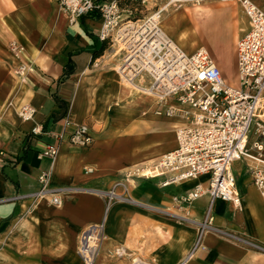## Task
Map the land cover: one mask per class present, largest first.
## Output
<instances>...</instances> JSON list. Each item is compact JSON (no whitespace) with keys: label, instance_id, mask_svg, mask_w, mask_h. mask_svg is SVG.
<instances>
[{"label":"crops","instance_id":"obj_1","mask_svg":"<svg viewBox=\"0 0 264 264\" xmlns=\"http://www.w3.org/2000/svg\"><path fill=\"white\" fill-rule=\"evenodd\" d=\"M221 2L204 3L226 5ZM224 2L234 11L218 13L224 21L204 28L229 32V40H214L206 49L225 81L238 86L239 79L234 85L225 74L238 73L237 44L249 20L239 1ZM101 27L96 13L72 23L59 0H0V148L7 153L0 162V264H85L79 237L102 222L106 237L96 264H129L137 256L157 264H264V198L247 159L232 164L240 208L209 195L191 204L176 201L197 184L208 187L206 175L168 186L162 185L164 177L136 178L131 200L107 209L101 192L127 171L176 149L184 120L166 116L169 107H183L177 101L159 105L121 79L123 52L118 55L116 46L112 52L99 39ZM12 41L25 46L21 59L11 53ZM22 62L33 68L26 80L13 72ZM25 104L36 109L30 122L18 116ZM80 124L91 129V147L65 143L54 163L39 159L55 142L51 134ZM39 125L47 134L33 136ZM43 171H51L53 189L65 190L62 206L50 197L35 198ZM209 209L210 223L201 235Z\"/></svg>","mask_w":264,"mask_h":264},{"label":"built area","instance_id":"obj_2","mask_svg":"<svg viewBox=\"0 0 264 264\" xmlns=\"http://www.w3.org/2000/svg\"><path fill=\"white\" fill-rule=\"evenodd\" d=\"M126 1L59 0V4L72 23L98 14L102 20L99 39L113 47H123L118 69L121 79L139 93L156 99L159 105L169 100L177 101L183 107H169L165 113L168 117H181L184 123L176 131V149L145 167L149 168L147 170L136 167L127 171L111 189L101 192L107 209L117 201L131 200L129 191L136 178L164 177L162 185L168 186L206 175L209 176L208 187L197 184L176 201L191 204L209 195L212 201L221 199L240 208L242 195L236 186L232 164L242 159L254 164V184L264 198V8L254 0H237L249 20V29L237 44L239 85L231 86L205 47L186 53L160 27L168 6L181 7L209 0H167L168 6L157 4L142 19H135L134 10L124 4ZM139 1L145 4V0ZM10 51L21 59L26 48L12 41ZM13 72L19 79L26 80L33 68L22 62ZM35 115L32 105L25 104L19 109L23 122L34 120ZM31 134L43 136L47 131L39 125ZM51 136L55 142L38 157L49 158L52 163L65 143L80 148L91 147L94 143L86 124ZM5 160L7 153L0 148V162ZM51 175V171L40 174V189L35 198L50 197L52 204L60 207L65 190L50 186ZM209 223L210 209L201 224V235ZM105 237L104 222L89 225L82 231L78 254L85 264H96ZM117 254L124 256L125 253L119 249ZM129 264L157 263L137 256Z\"/></svg>","mask_w":264,"mask_h":264},{"label":"rangeland","instance_id":"obj_3","mask_svg":"<svg viewBox=\"0 0 264 264\" xmlns=\"http://www.w3.org/2000/svg\"><path fill=\"white\" fill-rule=\"evenodd\" d=\"M133 2H136L133 6L134 10V17H137L138 19H142L145 16H147L153 9L154 4L153 3H166V0H160V1H153V2H147L143 5L142 1L133 0ZM222 4L226 5H218L216 8H213L209 4L204 5H192V6H184L180 9L178 8H171L172 14L173 11L174 15L166 22L165 25H162L163 30L175 40V42L186 52V53H193L196 49L199 47H205L209 49V46H211L214 43V40L225 42L229 40V32L224 31H217V28L213 29L212 33L208 31L206 28H204L206 25H216L218 23H222L224 19L221 16H217L218 13H225V12H233V6L230 3L221 2ZM259 5L264 8V2L258 1ZM131 6V5H130ZM189 7V8H188ZM198 7H204L209 8V12L207 14H201L200 17H197L196 15H192V13H189V16L192 21H195L199 27L196 26V24L192 23V21H187V18H183V13L187 10L193 11L197 9ZM131 8V7H130ZM195 19V20H193ZM204 28V29H203ZM168 30V31H167ZM237 34V33H236ZM236 34L234 35V39H237ZM211 35V36H209ZM213 40V41H212ZM181 42V43H180ZM181 44V45H180ZM110 50L114 52V48L112 45L109 46ZM123 58V57H122ZM122 62V61H121ZM2 68V65L0 64V70ZM226 78H232V83L236 85L238 83V73L237 70L231 72H227L225 74ZM3 74L0 72V83L2 81ZM10 103V101H9ZM8 103V104H9ZM182 106V105H181ZM155 162V161H153Z\"/></svg>","mask_w":264,"mask_h":264},{"label":"bare ground","instance_id":"obj_4","mask_svg":"<svg viewBox=\"0 0 264 264\" xmlns=\"http://www.w3.org/2000/svg\"><path fill=\"white\" fill-rule=\"evenodd\" d=\"M155 2V1H160V0H145V4L147 3V2ZM162 1V0H161ZM224 2V1H223ZM225 3H229V2H225ZM154 4V6L155 5H157L158 3H153ZM168 4H169V1L167 2V0H166V3H162L161 5V7H166V6H168ZM204 4H209V3H200V4H189V5H183V6H181V7H175V6H168L167 7V9H166V11L163 13V15H162V18H161V22H160V27H161V29H162V31L169 37V38H171L164 30H163V28H162V25H165L166 24V22L174 15V12L175 11H173V14H172V11H171V8H178V9H180V8H182V7H184V6H192V5H196V6H199V5H204ZM189 8V7H188ZM188 8H186V11H184V13H183V18L185 19V18H187V21H192L191 20V18H190V16H189V13H192V15H196L197 17H200V15L201 14H207L208 12H209V8H204V7H198L197 9H195V10H193L192 12L191 11H189V10H187ZM193 20H195V19H193ZM196 21V20H195ZM195 21H192V23H194V24H196L195 23ZM196 26L197 27H199V25H197L196 24ZM168 31V30H167ZM237 37V36H236ZM172 39V38H171ZM176 43V42H175ZM181 43V42H180ZM177 44V43H176ZM178 45V44H177ZM181 45V44H180ZM179 46V45H178ZM180 47V46H179ZM181 48V47H180ZM200 48H203V47H199L198 49H200ZM122 49H123V47H122V45H121V47L120 46H118L117 48H116V50H115V52L116 53H118V55L119 54H121L122 52ZM197 50V49H196ZM195 50V51H196ZM216 61V60H215ZM122 63V62H121ZM121 65V64H120ZM18 116H19V114H18ZM20 118V117H19ZM154 162H149V163H147V164H145V165H143L141 168H143L144 170H147V169H149V168H145V167H147V166H150V165H152Z\"/></svg>","mask_w":264,"mask_h":264},{"label":"trees","instance_id":"obj_5","mask_svg":"<svg viewBox=\"0 0 264 264\" xmlns=\"http://www.w3.org/2000/svg\"><path fill=\"white\" fill-rule=\"evenodd\" d=\"M135 3H136V2H130V3H129V6L131 5V6H130V7H131V9H134V8H133V7H134L133 5H134ZM135 19H138V18H137V17H135Z\"/></svg>","mask_w":264,"mask_h":264}]
</instances>
